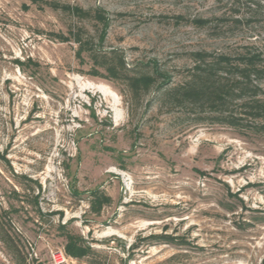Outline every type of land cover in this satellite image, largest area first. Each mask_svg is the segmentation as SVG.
Returning <instances> with one entry per match:
<instances>
[{
  "label": "rangeland",
  "instance_id": "rangeland-1",
  "mask_svg": "<svg viewBox=\"0 0 264 264\" xmlns=\"http://www.w3.org/2000/svg\"><path fill=\"white\" fill-rule=\"evenodd\" d=\"M77 36L169 79L135 103ZM197 50L264 57V0H0V264H55L67 233L90 252L63 264H264V132L178 101Z\"/></svg>",
  "mask_w": 264,
  "mask_h": 264
},
{
  "label": "trees",
  "instance_id": "trees-1",
  "mask_svg": "<svg viewBox=\"0 0 264 264\" xmlns=\"http://www.w3.org/2000/svg\"><path fill=\"white\" fill-rule=\"evenodd\" d=\"M71 10L78 15L83 13L79 7H73ZM94 16L103 24L99 34V39L101 40L108 29V18L100 11H96ZM193 22L202 26L207 20L195 18ZM62 39L67 40V38ZM75 41L78 43L77 57L85 50L91 53L94 65L91 72L93 75L108 79L125 77L131 91V98L135 103L141 99L156 78L163 76L164 79H169L155 64L151 66V73L128 76L124 74V62L115 51L106 53L104 58H102L104 60L99 61L96 50H94L88 40L82 41L77 36ZM191 55L193 66L188 80L178 86L173 92L178 101L199 103L201 106L205 105L223 113V109L227 108L231 100H239L244 113L249 118L257 121L258 129L264 132V96L259 95L261 89L256 82V80H260L264 76L263 53L255 50H246L236 55H214L205 50H197ZM95 66L103 67L105 75L101 74ZM91 193L93 196L91 208L95 212H98L104 203H109L110 201V198L104 194H99L96 191ZM63 250L67 256L78 259L90 252V246L85 244L80 236L67 233Z\"/></svg>",
  "mask_w": 264,
  "mask_h": 264
},
{
  "label": "built area",
  "instance_id": "built-area-1",
  "mask_svg": "<svg viewBox=\"0 0 264 264\" xmlns=\"http://www.w3.org/2000/svg\"><path fill=\"white\" fill-rule=\"evenodd\" d=\"M68 258L63 249H59L52 254V260L55 264H63L67 262Z\"/></svg>",
  "mask_w": 264,
  "mask_h": 264
},
{
  "label": "crops",
  "instance_id": "crops-1",
  "mask_svg": "<svg viewBox=\"0 0 264 264\" xmlns=\"http://www.w3.org/2000/svg\"><path fill=\"white\" fill-rule=\"evenodd\" d=\"M69 257V256H68Z\"/></svg>",
  "mask_w": 264,
  "mask_h": 264
}]
</instances>
